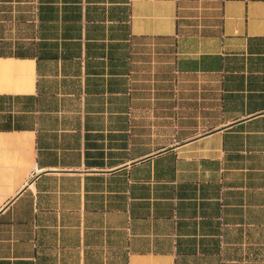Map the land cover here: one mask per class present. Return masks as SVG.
I'll return each instance as SVG.
<instances>
[{
    "label": "crops",
    "instance_id": "obj_1",
    "mask_svg": "<svg viewBox=\"0 0 264 264\" xmlns=\"http://www.w3.org/2000/svg\"><path fill=\"white\" fill-rule=\"evenodd\" d=\"M0 264H264V0H0Z\"/></svg>",
    "mask_w": 264,
    "mask_h": 264
}]
</instances>
